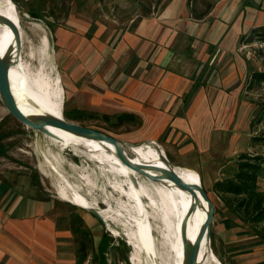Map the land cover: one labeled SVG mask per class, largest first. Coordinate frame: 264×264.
I'll return each instance as SVG.
<instances>
[{"label":"crops","instance_id":"obj_1","mask_svg":"<svg viewBox=\"0 0 264 264\" xmlns=\"http://www.w3.org/2000/svg\"><path fill=\"white\" fill-rule=\"evenodd\" d=\"M84 18L72 15L57 33L59 66L76 109L133 115L128 124L152 138L138 143L156 142L176 162L227 154L235 115L248 110L244 81L263 69L250 68L249 42L241 37L264 27V0H218L200 17L190 0H162L131 28L76 21ZM176 166L187 180L196 181L197 172L203 182L199 167ZM33 188L23 175L0 171V264H76L75 215L67 223L66 212L58 213L64 200L36 197ZM244 262L264 264V250Z\"/></svg>","mask_w":264,"mask_h":264},{"label":"rangeland","instance_id":"obj_2","mask_svg":"<svg viewBox=\"0 0 264 264\" xmlns=\"http://www.w3.org/2000/svg\"><path fill=\"white\" fill-rule=\"evenodd\" d=\"M12 1L17 8L16 22L19 24V31L23 30L25 35L24 60L28 61L26 53L32 46H40L39 35L46 34L50 40V53L53 57L51 60L52 62L55 61L53 62L55 65L53 75L57 72L60 74L64 87V117L66 118V111H69L71 117L66 118L67 120L100 130L129 143H138L152 139L146 133L136 130L134 124H128V121L118 123L114 115L106 118L102 116L104 114L93 111H85L82 117L75 115L73 109H76L74 106L77 105L67 95L59 66L57 33L61 28L67 27L68 21L74 14L88 17L77 19L76 21L103 20L107 22V25L110 23L113 27L131 28L138 19L157 12L162 0ZM216 1L218 0H193L192 13L194 16H202L211 9ZM72 22L75 23L74 21ZM72 22L69 24H73ZM259 29L264 32V27ZM248 51L250 52V68H264V39L256 37L253 42H249ZM39 64L38 60H34L31 64V69L35 70L40 66ZM242 91V96L245 95L247 98L248 110L244 113L243 110L238 109L235 115L234 124H237L238 129L233 132L235 138L232 140V147L229 144L224 146L227 154L219 156V160L216 159L215 161L211 160L209 162L208 160H206L207 162L201 160L200 157H189L187 161L183 158L179 162L173 161L174 157L172 158L173 160H170L175 165H194L201 169L200 172L203 177L202 183L204 189L215 204V213L211 229V247L216 260L220 264H243L245 263L244 258L249 253H258L264 250L263 242L253 234L252 229L232 214L213 191V183L216 180L231 176L235 172L237 158L241 153H264V145L261 142L252 140L253 136L264 135V115L260 114V110L262 111L264 109L262 107L264 104V83L250 86L248 77L244 81ZM47 158L52 160L54 164H59V168L63 170L73 183L79 182L78 173L80 170H84L89 174L95 184L82 183L81 191L83 193L91 191V197L97 199L101 210L109 212L110 208L112 211L110 212L112 214V224L108 223L107 219L102 217L103 220H101L91 211L69 201H63V199L58 197L56 187L58 179L55 170L47 163ZM71 163L77 166V171H73L69 165ZM99 166L98 163L96 164L90 158L83 157V154L82 156L77 154L73 147L60 150L59 146H56L46 134L26 126L15 118L7 110L0 98V171H13L15 173L17 172L20 176L23 175L25 186L30 188L34 187V195L36 197L53 196L57 200L65 202V207H59L58 213H62V217H64V212H66L65 218L67 219V223H69L68 217L71 216V213L74 215L79 214L92 233L95 249L101 243L102 238L105 237L103 241V254L106 259V264H133L131 253L134 251V248L129 244L127 238L122 235V230L127 225L125 221L130 216L128 210L123 207L122 203L123 201H128V197L120 190L116 188L114 190V186L112 185L115 179L111 174L100 173L101 169H108L110 165L103 168ZM195 173L199 176L197 172ZM259 185L264 190V178L259 180ZM125 187L128 188L127 185ZM189 196L196 201L192 195L189 194ZM146 201H149V199ZM151 224L153 227L151 233L155 238L157 249L161 252L168 246L165 243L166 239L162 233L164 226L158 218L154 217L151 218ZM115 229L122 232L116 234ZM162 241L166 244L165 246L162 244ZM138 242L140 245V241ZM74 246L76 247L75 242ZM141 254H138L140 262L141 264H146V257L143 254L141 256ZM162 254L165 259H168V254L164 252ZM91 257L92 254L89 258Z\"/></svg>","mask_w":264,"mask_h":264},{"label":"bare ground","instance_id":"obj_3","mask_svg":"<svg viewBox=\"0 0 264 264\" xmlns=\"http://www.w3.org/2000/svg\"><path fill=\"white\" fill-rule=\"evenodd\" d=\"M0 14L16 21L17 8L14 2L12 0H0ZM37 30L39 31V29ZM19 34L21 38L20 53L14 56V61L10 66L9 72L12 90L20 108L29 116L34 117L42 114H54L58 116H62L63 114L64 116V92L60 83L59 73L57 72L53 75L55 70L53 62L55 61L52 62L51 60L53 57L50 53L51 45L48 36L46 34L39 35L40 46L29 47L30 49L26 53V57L30 61L28 62L24 60V31H19ZM16 46L17 41L12 29L5 23L0 22L1 54H5L12 47L14 48L13 54H15ZM34 60H38L40 66L32 70L31 64ZM49 128L55 136L47 135V137L56 146L58 145L60 150L73 147L77 154L81 156L83 154V157L87 159L90 158L96 164L98 163L101 168L110 165L108 169H101L100 173L111 174L115 179L112 185L114 186V190L116 188L128 197V201H123L122 203L130 215L125 221L127 225L123 222L126 228L122 230L123 232L117 229L115 231L116 234L122 232V235L127 238L129 244L134 248V251L131 253L133 264H141L138 255L140 253L146 257V264H154L149 258L147 250L153 251L160 258L162 264H182L184 254L183 228L185 221L187 220L186 235L190 242V240H193L197 236L200 226L206 218L208 205L200 200L195 210L187 219L189 210L196 205V201L188 195L193 196L191 192L162 175L163 172L159 168H166L167 164L162 160L161 153L150 147L156 146L154 142L130 143L125 145L124 152L131 162L147 165L144 167V170L150 174L160 176L158 180H153L124 163L118 157L116 147L112 143L80 136L52 125ZM46 161L56 172L58 179L56 187L59 198L89 211L90 209H94L99 213L101 218L107 219L108 223L112 224V214L110 213L112 211L110 208L109 212L101 210L97 199L91 197V191L87 193L81 191L82 183H94L86 171L80 170L78 173L79 182L73 183L63 170L59 168V164H54L49 158ZM69 165L73 171H77L75 164L71 163ZM175 170L180 174L176 165ZM193 174L196 176V181L200 180L203 186L201 178L195 172ZM182 177L185 178L184 176ZM126 185L128 188L125 187ZM147 199L149 201H146ZM194 199L196 200V198ZM150 209L152 210L150 211ZM153 217L158 218L164 226L162 233L168 246L161 252L157 249L155 238L151 233L153 231L151 218ZM138 241H140V245ZM165 243L162 241L164 246L166 245ZM162 252L168 254V259L163 257ZM198 264H220L212 251L211 243L210 245L206 241L202 243Z\"/></svg>","mask_w":264,"mask_h":264},{"label":"water","instance_id":"obj_4","mask_svg":"<svg viewBox=\"0 0 264 264\" xmlns=\"http://www.w3.org/2000/svg\"><path fill=\"white\" fill-rule=\"evenodd\" d=\"M0 22L5 23L8 25L16 38L17 46L15 48L16 53L13 54L14 48H10L5 54H1L0 52V98L7 108V110L20 122L25 124L28 127H32L36 130H39L43 132L44 134L48 136L54 137L55 135L50 130L49 126H56L59 128H62L66 131H69L71 133L84 136L87 138H93V139H100L105 140L109 143H112L115 145L117 150L118 157L127 165L132 166L137 171L147 175L153 180H158L160 176L150 174L144 170V167L147 165L143 164H136L134 162H131L125 155L124 147L127 144H130L129 142H125L122 139L116 138L114 136H111L107 133H104L100 130L90 128L87 126H83L74 122H71L67 120L63 114L62 116L54 115V114H42L38 116H29L26 114L19 106L16 97L14 95V92L12 90V81L10 77V66L12 65L14 61V56L19 55L20 53V47H21V38L19 34V24L13 20L12 18L8 16H4L0 14ZM16 58V57H15ZM157 148H159L161 152V158L162 160L167 164L166 168H159L163 172V176L174 181L176 184L181 186L183 189L191 192L196 198V205L190 208V212L188 214L187 219L191 215V213L195 210V207L199 204L200 200L207 203V214L204 222L200 226L199 232L193 240L188 241L187 235H186V221L184 224V254L182 257V264H198L199 262V253L202 246V243L206 241L207 243H211V229H212V223L214 219V213H215V204L202 186L200 180L199 181H189L185 178H183L176 170L175 165L170 161L168 156L162 152V149L160 148V145H158L156 142H154ZM90 211L96 215L98 218L103 220L99 213L94 210L90 209ZM147 254L149 258L154 262V264H162V261L153 251H148Z\"/></svg>","mask_w":264,"mask_h":264},{"label":"trees","instance_id":"obj_5","mask_svg":"<svg viewBox=\"0 0 264 264\" xmlns=\"http://www.w3.org/2000/svg\"><path fill=\"white\" fill-rule=\"evenodd\" d=\"M193 0H190V3ZM200 17V16H196ZM256 37L264 39V32L259 28L252 29L248 36L241 37V41L253 42ZM264 83V68L254 69L249 73V85ZM264 107V104L263 106ZM77 117H82L85 111L73 109ZM264 115V109L260 110ZM66 118H71L69 111L65 112ZM108 118L110 115H102ZM118 123L134 120L131 114L116 115ZM253 124V122H252ZM252 140L264 145L263 136H253ZM237 168L231 176L221 178L213 183V191L217 194L224 206L240 221L248 225L253 234L264 244V190L259 185V180L264 178V153H241L237 158ZM73 229L77 242L76 264H106L104 257V239L102 238L97 249L94 246L92 233L83 218L76 214L73 218ZM92 254V257L90 255ZM88 261H90L88 263Z\"/></svg>","mask_w":264,"mask_h":264}]
</instances>
